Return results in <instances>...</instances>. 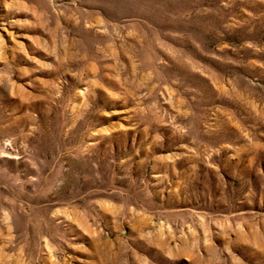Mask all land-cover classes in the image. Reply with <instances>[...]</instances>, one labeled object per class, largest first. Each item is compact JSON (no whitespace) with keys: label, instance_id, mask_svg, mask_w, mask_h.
<instances>
[{"label":"rangeland","instance_id":"374dc122","mask_svg":"<svg viewBox=\"0 0 264 264\" xmlns=\"http://www.w3.org/2000/svg\"><path fill=\"white\" fill-rule=\"evenodd\" d=\"M0 264H264V0H0Z\"/></svg>","mask_w":264,"mask_h":264}]
</instances>
